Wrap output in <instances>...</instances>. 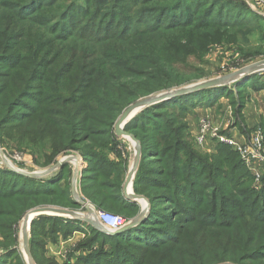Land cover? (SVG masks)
Instances as JSON below:
<instances>
[{"label": "trees", "instance_id": "trees-1", "mask_svg": "<svg viewBox=\"0 0 264 264\" xmlns=\"http://www.w3.org/2000/svg\"><path fill=\"white\" fill-rule=\"evenodd\" d=\"M131 1L133 6L151 4L153 8L148 16L132 11L112 19L110 26L103 23L91 39L74 32L81 40H51L45 47L58 43L62 50L53 60L55 53L47 56L20 42L25 34L14 41L5 35L0 40V132L6 131L4 138L28 149L39 167L51 164L59 152H78L84 161L82 195L97 209L126 219L137 214L138 205L121 191L127 166L121 158L126 150L120 149L113 133L119 116L138 100L178 86L192 53L187 43L199 51L204 47L195 39L196 32L218 28L244 40L259 20L242 0H193L205 12L197 22L180 14L185 0L171 8L159 6L169 0ZM36 16L37 23L45 25L43 14ZM209 21L211 25L201 24ZM3 23L2 32L14 31L13 22ZM12 43L16 51L8 54ZM258 80L245 78L236 87H247L249 81L253 90L264 91V82ZM34 89L36 93L27 97ZM227 92V86L199 90L136 114L124 130L141 145L132 192L149 200L146 217L125 232L107 235L82 221L40 215L29 226L28 244L35 264H57L45 257L47 244L83 227L90 235L77 247L81 254L71 264H247L256 250L250 244L243 248L234 219L250 216L257 220L250 224L264 226V171L260 192H251L253 174L236 151L219 144L210 162L188 140L186 113H170L212 107ZM14 107L22 111L13 114ZM12 114L23 124L6 130ZM109 154L120 160L110 161ZM68 167L65 164L42 179L0 169V264H25L17 244L19 222L28 210L42 205L79 207L69 192ZM229 189L242 198H221ZM234 201L237 204L232 207Z\"/></svg>", "mask_w": 264, "mask_h": 264}, {"label": "rangeland", "instance_id": "rangeland-1", "mask_svg": "<svg viewBox=\"0 0 264 264\" xmlns=\"http://www.w3.org/2000/svg\"><path fill=\"white\" fill-rule=\"evenodd\" d=\"M99 2L100 0H38L33 2H30V0H0V28H4L5 26L3 21L10 23L13 22L15 25L14 31H12L11 33L2 32L0 30V40L2 39V36L5 35L7 36V39L14 41L19 38V35L23 36V34H25V37H22L23 40L20 42L24 43V45L26 46H29V48L37 49V52H46L47 56H51L48 55V53H55V55H53V58L51 59L53 60L55 57L61 54L62 50L58 46V43L50 45L49 47H45L51 40H53L54 42H60L63 39H68V41L81 40V38H77L72 35L74 32H78L77 36L82 35L86 39H91V35H93L98 27H100L103 23H107V25L110 26V22H112V19L122 18L124 15H127L132 11L140 12L141 16H148L150 10H152L153 8V5L151 4L142 5L138 3L136 4V6H133L131 0H113L112 3ZM177 2H180V0H169L164 3H160L159 6H167L171 8ZM183 2V11L180 14H184V16H190L191 19L195 20L196 22L205 17V12L201 11L199 6L193 5V0H185ZM112 7L116 8V10H113ZM258 9L260 13L255 14L258 16L257 18L259 20L254 21L256 23L255 27L249 29L251 31H249V33L245 36L244 40L240 38L238 39L236 36H232L229 34L226 35L225 33H223V30L218 28L213 29L210 27L201 29L200 31L196 32L195 39L199 44L204 46L203 49L199 51L194 46L187 43V49H189L192 53L186 59L187 65L183 73L184 77L178 78V86H173L159 93H164L171 90L190 89L199 85H203L209 81L218 80L223 77L230 76L241 69L251 68L252 66H259L264 64V5L259 6ZM39 13L43 14L41 19L45 23V25H40L37 23L38 21H40V18L36 16L39 15ZM32 16L36 17L32 18L33 20L27 19ZM218 20L221 22V17H218ZM120 21L115 23L113 27H118ZM148 21L150 22V20ZM201 24L211 25L212 22L209 21ZM21 27L23 28V30L18 29ZM22 31L23 33L21 34ZM9 34L11 35L10 38L12 39L9 38ZM62 42L63 41H61V43ZM13 44L14 43H12L8 54H12L16 51V48L12 47ZM67 54L70 53L68 52ZM252 76L257 77L259 79L258 81L264 82V72L255 71L251 74H248L247 76L239 78L238 80H229L230 82L224 85L228 88V95L219 97L220 99L212 107L200 108L197 106L198 108L195 107V109L192 108L189 109V111L188 109L186 111H182L180 109H176L175 111L170 110V113H183V115L186 113L184 119H187L188 140L192 143L193 149L200 155L207 157L210 162L213 160L211 156H213L217 152V146L219 144L216 141H212L203 146L196 143L198 124L200 118L202 117L209 118L213 122V124L218 126L221 130H224L225 124L229 123V127L225 129L226 133H230L232 137H235L239 141L246 140L258 127L262 128L264 136V91L253 90L252 87H250L249 81L247 82V87H236L237 85H239V82L243 81L245 78L249 79ZM39 84L40 83L38 82L34 83L35 86H38ZM224 86L217 87L219 88ZM36 90L37 89L31 90L27 97H30V95L34 94V92L36 93ZM27 97L25 98V100H28ZM31 104H33V102ZM14 108L15 109H13V114H17L22 111V109H16V107ZM141 111H139L138 113H140ZM13 114L12 119L10 120L12 125L9 124L5 126L7 127L6 130H8L11 126H15L17 124H20L21 126L23 124L22 121L18 123L17 120L19 119V117L14 118ZM5 132L6 131L0 132V147L3 149L6 148L8 152L16 151L18 153L25 154L26 159H29L32 162L31 166L28 167V170L23 171L31 172L33 170H42L55 165L57 162L66 157H72L74 159H77L78 161L81 158L80 154L76 151H67L63 153L59 152V154L54 158L51 164L39 167L36 163H33L31 152L28 149H20L18 147H15L9 140L4 138ZM34 133L36 135V138H39L38 133ZM51 137L52 136L47 135V138ZM115 137L119 138L116 135ZM121 140L125 141L127 150L129 152V155L125 157L126 166L128 169L131 158L134 154V149L129 139L119 138V142H121ZM125 144L121 142L120 149L124 148V150H126ZM45 145H49V143H46ZM120 149L117 148L118 151H122ZM242 162L245 165L243 160ZM67 164L69 165L68 170H71L68 181L69 192L71 195L72 164ZM83 166L84 161L82 167ZM246 168L248 167L246 166ZM59 169L60 168L44 178H50V176L54 175ZM261 188L262 179L260 181H257L253 176L250 187L251 192L259 193ZM77 189L79 199L83 202L91 204L81 193L80 181L77 185ZM223 194L224 196L221 198H227V200L230 201L232 199L239 200L240 198H242V196H237V193L235 194V192L230 189ZM246 201L247 197L243 199V202ZM134 202L138 205V212L136 214L138 215L142 210L144 204L139 201ZM236 204L237 203L234 201L232 207ZM261 205L264 206V203H261ZM42 207H54L86 213L85 210L80 206L76 209H70L51 205H42L34 207L32 209ZM94 208L97 215V212L101 210L97 209L96 207ZM30 210H28L22 217L18 226L17 248L20 257L25 264L26 261L23 256L24 249L20 244L19 236L21 231V223ZM111 214L119 216L126 222L136 216L134 215L133 217L126 219L120 214ZM46 216L57 217L61 220H69L68 218L61 216ZM35 218H33L32 220H34ZM237 219H241L242 221L237 222ZM234 221L233 222L236 226V229L241 235L239 236V238L243 237V240H241L243 248H246V244H250V249L256 250L253 253V258H251V260H249L247 264H264V226L261 227L257 223L253 225L250 224L251 221H257L255 219H252L250 216L243 217L238 215L235 217ZM80 232H82L83 236H76L74 235L75 232L66 238L60 236L59 238H61V246H59V248L54 252L55 254H51L48 250H46L45 257L56 262L57 264H71L75 262L77 257L81 254L80 251L77 250V247L82 241L86 239L87 236L90 235V230L87 227L85 230ZM29 238L30 235L28 233V240ZM57 241L55 243H57ZM253 259L257 260L253 261ZM223 264L237 263L226 262Z\"/></svg>", "mask_w": 264, "mask_h": 264}, {"label": "water", "instance_id": "water-1", "mask_svg": "<svg viewBox=\"0 0 264 264\" xmlns=\"http://www.w3.org/2000/svg\"><path fill=\"white\" fill-rule=\"evenodd\" d=\"M255 71H264V64L259 65V66H252L251 68L241 69L238 72L230 76L223 77L218 80L209 81L203 85H199V86H196L190 89L171 90V91H167L164 93L152 94L150 96L142 98L138 100L137 102L131 104L128 108H126L122 112V114L119 116V118L114 124V133L119 138L129 139L134 149V154L131 158V162L127 169V174H126L123 186H122V191H123L124 197L127 200L139 201V202H142L144 205L138 215H136L134 218L127 221L121 228H119L116 231H110L107 228H105L98 220L95 208L91 204L81 201L78 197L77 185L79 184V181L82 176V164H83L82 158H80L78 161L77 159H74L72 157H66L51 167L38 170V171H31V172L18 170V169H15L13 166L7 164L6 167L9 170L13 172H17L25 176H28L30 178L37 179V178H44L52 174L58 168L63 167L65 164L71 163L72 164L71 196L74 202L77 203L86 212V213H82V212H76V211L65 210V209L54 208V207H42V208L30 210L27 213V215L24 217L21 223V227H20L21 231H20V236H19L20 244L24 249L23 256L25 258L26 264H35L33 258L31 257L30 250H29L28 233H29V226L31 223L30 221H32L33 218L39 215H53V216L65 217V218H68L69 220H80V221L87 223L93 229L101 231L107 235H116V234L125 232L137 226L146 217L149 211L148 200L144 196L137 195L132 192V184H133L134 177L137 172L138 164L141 158V145L135 136L129 134L123 129L124 126L127 124V122L132 117H134L139 111L149 106H152L156 103L167 101L177 96H182V95H186L192 92L209 89V88H213L217 86H224L225 84L230 82L229 80L231 79L238 80L239 78L247 76L248 74H251L252 72H255ZM0 155L2 157L4 155L1 147H0Z\"/></svg>", "mask_w": 264, "mask_h": 264}, {"label": "built area", "instance_id": "built-area-1", "mask_svg": "<svg viewBox=\"0 0 264 264\" xmlns=\"http://www.w3.org/2000/svg\"><path fill=\"white\" fill-rule=\"evenodd\" d=\"M243 1L254 13H260L258 7L264 5V0ZM228 127L229 123L225 124L224 130H221L218 126L214 125L209 118L202 117L198 124L196 143L203 146L212 141H216L218 144L232 148L239 154L241 160L244 161L245 165L252 172L254 178L260 181L264 171V136L262 128H256L250 137L244 141H239L235 137H232L230 133H226L225 129ZM2 152L4 155L3 157L0 155V169H8L6 165L9 164L15 169L23 171L28 170V167L32 164L29 159H26L25 154L16 151L8 152L3 148ZM97 218L100 223L110 231H116L126 223V221L119 216L106 211H98Z\"/></svg>", "mask_w": 264, "mask_h": 264}, {"label": "crops", "instance_id": "crops-1", "mask_svg": "<svg viewBox=\"0 0 264 264\" xmlns=\"http://www.w3.org/2000/svg\"><path fill=\"white\" fill-rule=\"evenodd\" d=\"M116 139L119 140V138H116ZM121 142L125 144V141L124 140H121ZM128 147H129V145H128ZM124 155H125V157L129 155V152L127 150V145H126V154H124ZM124 155L121 158H123L124 160H126V158L124 157ZM108 159L110 161H113V162H118L120 160V159H118L113 154H109L108 155ZM85 224H87V223H85ZM83 228H84V230L86 229V227H83ZM74 235H76V236H79V235L83 236L82 232H80V231H76L74 233ZM59 246H61V238H59L58 241H57V243H55V244L48 243L47 246H46V250H48L51 254H55L54 252L59 248Z\"/></svg>", "mask_w": 264, "mask_h": 264}]
</instances>
